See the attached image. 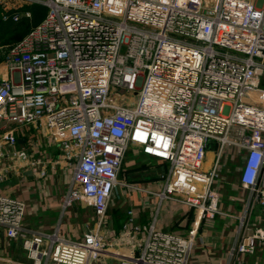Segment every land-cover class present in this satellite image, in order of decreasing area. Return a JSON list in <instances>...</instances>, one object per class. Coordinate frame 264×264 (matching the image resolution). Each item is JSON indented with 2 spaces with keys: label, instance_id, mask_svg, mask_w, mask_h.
<instances>
[{
  "label": "built area",
  "instance_id": "2783aa9c",
  "mask_svg": "<svg viewBox=\"0 0 264 264\" xmlns=\"http://www.w3.org/2000/svg\"><path fill=\"white\" fill-rule=\"evenodd\" d=\"M26 5L47 12L0 63V186L14 160L42 164L18 147L39 124L72 167L64 206L87 201L97 215L79 239L33 229L25 200L0 190V227L21 240L31 264H189L199 223L224 213L214 183L229 147L241 153L239 181L250 192L229 264H251L264 244V222L251 219L264 209V4L0 0L2 18H31ZM132 145L164 161L158 189L120 178ZM118 188L194 209L198 225L185 235L159 225L161 206L143 224L129 210L109 238L102 227Z\"/></svg>",
  "mask_w": 264,
  "mask_h": 264
},
{
  "label": "crops",
  "instance_id": "0c3cea01",
  "mask_svg": "<svg viewBox=\"0 0 264 264\" xmlns=\"http://www.w3.org/2000/svg\"><path fill=\"white\" fill-rule=\"evenodd\" d=\"M18 147L28 151L29 160L40 159L42 164H30L23 160H14V166L9 168L8 176L1 184L0 190L25 200L24 224L27 227L45 232L57 230L59 233L71 238H82L87 226L93 228L97 225V221L86 218L85 214L89 212L96 213L93 205L87 201H76L72 205L64 206L63 197L69 189L64 193V190H62L63 182L66 180L71 185L73 173L70 163L65 160L64 149L61 145L53 142L46 128L39 124H33L26 128V131L19 138ZM129 152L132 154H129ZM11 162L13 160L8 158L5 163L9 164ZM210 163L211 161L209 163L206 161L207 166ZM164 165L163 160L144 154L138 146L132 145L127 152L120 178L124 180L126 179L125 174L137 172L139 175L137 182L139 184L158 189L163 182L162 177H160V170ZM42 168L46 170L45 176H40L39 171ZM58 170H61V172L58 173ZM55 176L60 177V179H56ZM237 185L247 190L240 184L239 174H237ZM122 192L124 195L123 188ZM247 192L244 202L239 201L240 196L232 200L239 201L237 204L240 206L243 205L242 211H238L239 215L222 210L226 208L222 206L220 197L219 208L224 213L218 214L213 219L214 221L205 220L199 225L196 221L195 210L187 206L170 202L159 204L157 197L146 193L132 192L131 195H127L131 203L129 210L133 211L135 223H149L156 214L158 206H161L158 212V222L162 228L177 230L187 235L193 226L198 225L196 242L191 256L193 264H229L228 252L240 237V218L245 214L250 199V192L248 190ZM117 197H115V201L118 199ZM129 210L122 217L118 216L119 212L115 214L113 211L114 216L112 215L109 220L111 222V220L118 218V227L117 229L109 228L108 232L104 233L107 237L114 239L113 236L120 233L119 231L128 220ZM224 215L229 220L236 221L234 232L232 235L230 232L226 233V239L211 230L215 225L216 218ZM251 219L256 222L258 220L264 222V209L262 207L256 208ZM227 223L231 222L228 221ZM247 258L251 264H264V244L260 245L256 252L248 255ZM97 263V261L91 262V264ZM0 264H31V260L27 256V250L23 247L21 240L9 237L6 230L1 227Z\"/></svg>",
  "mask_w": 264,
  "mask_h": 264
},
{
  "label": "rangeland",
  "instance_id": "374dc122",
  "mask_svg": "<svg viewBox=\"0 0 264 264\" xmlns=\"http://www.w3.org/2000/svg\"><path fill=\"white\" fill-rule=\"evenodd\" d=\"M257 4L260 6L263 5L264 0H257ZM29 26H30V24L23 25V26L21 25V27H19L12 34L16 35V33H17L19 35H24L28 31ZM13 35H12V37H13ZM10 43H11V41H7V42L5 41V42H2V44H0V56L8 53L9 49L12 46V45H10ZM121 95H124L123 91H122ZM126 95H128L129 99H135V93L134 92H132V94L126 93ZM113 98H117V97L115 96ZM129 154H132V153L129 152ZM215 155H216V149L214 148V146H211V143H210L209 144V151H208V155H207L208 163L213 160ZM125 159H126V157H125ZM220 163H221V165L219 166L218 175L216 177L214 185L220 193V197L222 199L221 200L222 206L224 208H226V209H222V210L239 215V212L242 211L243 205L240 206L237 204V202H239V201L244 202V200L246 199L247 193H248L247 190H245V189L241 188L239 185H237V174H238V169H239V166L241 163V153H239V151L236 148L229 147V148H227L226 154L224 153ZM123 169H124V167H123ZM60 172H61V170L60 171L58 170V173H60ZM124 176L127 179V181H129V182H137L139 180V175L137 172L125 174ZM55 177H56V179H58V178L60 179V177H58V176H55ZM67 182H66V180H64V182H63L62 190H64V193L69 189L68 186H70L69 183H67ZM118 193H119V196L117 197L118 199H116V201L114 200L109 207V211H108L109 218H111V216L113 215V211L115 212V214H117L119 212L118 216L122 217L124 213L127 214V211L129 210V208L131 206L130 199H128V195H127L128 192L124 193V195H123L122 188H118ZM237 196L241 197L240 200L239 201H232ZM116 209H118L119 211L117 212ZM82 216H84V215H82ZM85 216H86V218L93 219V221L95 220V222L97 221V215L94 213L89 212V213H86ZM216 219L217 220L215 221V225L211 229L212 232H215L216 234L222 236V238H224V239H226V233L230 232V234L232 235V233L234 232V229H235L236 221L231 220V219L229 220L228 218H226V215L220 216ZM117 221H118V218L111 220V222L109 220V223L107 225H105L104 227H102V231L104 233L105 232L107 233L109 228L117 229V227H118ZM228 221L231 223H227ZM137 224H140V223H137ZM123 227H124V225H123ZM123 227H122V229H123ZM122 229L119 232H121ZM175 231H177V230H175ZM177 232H180V231H177ZM192 259L193 258H191V260H189V264H193Z\"/></svg>",
  "mask_w": 264,
  "mask_h": 264
},
{
  "label": "trees",
  "instance_id": "16d2710c",
  "mask_svg": "<svg viewBox=\"0 0 264 264\" xmlns=\"http://www.w3.org/2000/svg\"><path fill=\"white\" fill-rule=\"evenodd\" d=\"M22 10H26L29 9L32 12V16L31 18H24L22 19L20 22L18 23H13L9 20H4L2 18V9L0 7V44H2V42H7V41H11L10 45H13L14 43H16L17 41H19L32 27V25L38 23L39 21H41L46 12L47 9L46 7L42 6V5H30V6H25L23 8H21ZM30 24L28 31L24 34V35H19L16 33V35L12 34L13 32H15L19 27H21V25H28ZM13 35V37H12ZM6 54H3L0 56V62H2L5 57Z\"/></svg>",
  "mask_w": 264,
  "mask_h": 264
},
{
  "label": "water",
  "instance_id": "95a60500",
  "mask_svg": "<svg viewBox=\"0 0 264 264\" xmlns=\"http://www.w3.org/2000/svg\"><path fill=\"white\" fill-rule=\"evenodd\" d=\"M160 177H162L164 174H165V168L163 167L161 170H160Z\"/></svg>",
  "mask_w": 264,
  "mask_h": 264
}]
</instances>
